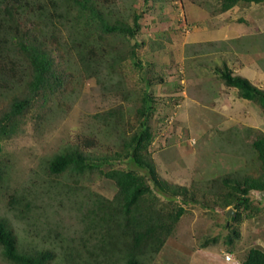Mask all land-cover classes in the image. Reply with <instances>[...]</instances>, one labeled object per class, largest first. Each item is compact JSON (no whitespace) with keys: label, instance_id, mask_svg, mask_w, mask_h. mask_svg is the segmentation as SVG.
I'll list each match as a JSON object with an SVG mask.
<instances>
[{"label":"rangeland","instance_id":"1","mask_svg":"<svg viewBox=\"0 0 264 264\" xmlns=\"http://www.w3.org/2000/svg\"><path fill=\"white\" fill-rule=\"evenodd\" d=\"M23 1L38 9L48 7L46 0ZM218 8L215 0H156L148 5L143 0H116L113 11L122 20L130 22L134 10H143L140 30L131 44L142 45L137 54L144 72L130 61L114 70L101 63L95 76L76 78L74 81L81 79L80 86L73 91L63 90L69 79V74L63 73V83L53 93L41 92L21 119L25 123L23 130L1 142L0 159L7 166V178L0 187V218L10 223L22 251L50 249L57 256L52 264H69L65 254L75 248L77 264H124L119 250L114 256L99 252V235L89 228L87 216L97 197L113 198V184L98 171L91 176H71L68 172L51 175L47 162L64 148L85 139L95 142L86 150L91 156L111 153L121 131L112 129L114 116L108 113L122 111V123H126L146 89L152 92L155 107L148 122L155 135L149 152L162 179L192 189L199 203L211 205L215 193L225 191L222 178L243 176L257 168L250 144L257 132L264 134V115L251 102L246 103L247 107L228 104L223 110L226 114H218L217 106L222 100L243 102L223 84L215 69H221L223 63L233 69L235 56L230 50L246 51L244 45L250 39H255V44L249 45L251 51L259 45L264 52V33H258L255 21L256 10L263 13L264 3L249 6L239 2L223 13ZM51 17L55 18V14ZM55 23L63 40L69 26L63 20ZM157 35L164 47L152 51L150 42ZM57 55L53 53L52 58ZM258 57L263 59L260 64L264 69V53ZM74 62L63 63L60 68L68 66L78 75ZM10 96V92L4 93L0 103L5 105ZM42 113L43 120L35 125ZM121 166L133 167L126 161ZM108 168L102 166L101 170ZM12 196L17 203H9ZM249 199L250 209L242 213L239 224L232 226L239 236L231 246L225 243L231 232L227 230L230 222L226 217L230 207L211 210L202 204H190L158 254L143 257V264H225L222 253L229 249L232 264H241L250 248L264 250V196L251 192ZM164 203L159 198L157 208ZM212 238L217 241L201 247L204 240ZM0 264H10L3 258L1 248Z\"/></svg>","mask_w":264,"mask_h":264},{"label":"trees","instance_id":"2","mask_svg":"<svg viewBox=\"0 0 264 264\" xmlns=\"http://www.w3.org/2000/svg\"><path fill=\"white\" fill-rule=\"evenodd\" d=\"M215 1L219 2L218 11L221 13L231 10L239 2L249 6L264 3V0ZM150 2L156 0H143L144 5ZM45 4L50 14L43 5L38 9L33 3L25 5L23 0H0V102L4 93H11L5 105L0 103L3 106L0 107V154L1 142L23 130V116L30 111L41 92L53 93L54 88L63 83V73L69 74L63 90L73 91L75 86H80L82 78L95 76L101 63L114 70L115 66L130 61L138 70L144 72L145 69L137 54L142 45L137 42L131 44L140 30L142 9L134 10L129 22L116 17L113 11L116 0H46ZM51 14H55V18ZM60 20L69 26L63 40L57 34L59 30L55 23ZM159 38L161 36L157 35V39L151 40L152 51L164 47ZM53 53L58 54L57 61L52 58ZM69 61H75L78 75L72 73L68 66L63 70L60 68ZM215 72L227 88L235 89L239 99L253 103L264 115V90L241 76L232 75V69L226 63ZM78 77L81 79L74 81ZM150 83L147 82L148 85ZM138 102L126 123H122V111L108 113L114 116L112 129L121 131L111 153L102 157L91 156L86 150L95 142L85 139L64 148L47 162V172L51 175L68 172L71 176H91L98 171L113 184V198L97 197L92 208L87 210V216L89 228L99 235V252L114 256V252L119 250L124 264H143V257L158 254L190 204H202L211 210L217 206L223 210L233 209L234 215L228 220L229 228L224 225L229 232L233 224L243 220L242 213L250 209L252 201L249 194L258 192L264 196L262 132H257L250 144L256 154L257 168L243 176L222 178L220 182L225 191L215 193V199L207 205L199 203L192 189L171 184L158 175L149 152L155 138L148 123L155 110L152 92L144 90ZM38 118L35 125L43 120L44 113ZM103 121L107 118L103 117ZM124 161L133 167L120 168ZM102 166L109 168L101 170ZM6 167L0 159V187L6 183ZM159 198L166 201L161 208L156 206ZM17 202L18 199L10 197V204ZM166 206L168 210H165ZM27 208L28 204H25L24 209ZM238 236V230L233 227L226 235L225 243L231 246ZM215 241V238L206 239L201 247ZM0 248L3 258L10 264H52L57 257L50 249L22 251L13 228L3 218H0ZM74 249L69 248L65 254L69 264H77L78 250ZM228 251L232 252L231 249ZM88 254L92 256L91 252ZM241 264H264V250L250 248Z\"/></svg>","mask_w":264,"mask_h":264},{"label":"crops","instance_id":"3","mask_svg":"<svg viewBox=\"0 0 264 264\" xmlns=\"http://www.w3.org/2000/svg\"><path fill=\"white\" fill-rule=\"evenodd\" d=\"M255 18H257L255 21H257L256 23L258 24V29H259L258 33L263 34L264 33V11H263V13H261L259 9H258V11L256 10ZM201 30H202V28H201ZM203 31L206 32L207 30L203 29ZM198 36H199V32H198ZM254 40L255 39H253V41H250V42L249 41L245 42L244 46H246V51H244L242 53L239 51L235 52L233 50H230V51H232V54L235 56V60H234V63L232 65L233 66L232 75L241 76V77L247 79L248 81H250V83L252 85L256 86L257 88L264 90V69L262 68V66L260 64V62L263 59L262 60L259 59L261 56L256 58V56L258 54H261V53L263 54L264 52L262 51L263 48L259 45L258 46L256 45V47H253L252 51H251V48L249 47V45H250V43H253V45H254L255 44ZM232 42L234 43L235 41H232ZM237 45H238V43H237ZM235 53H237L238 55ZM228 67H230V66H228ZM229 89L235 91V89H233V88H229ZM235 93H236V91H235ZM219 101L220 100H218V102ZM227 102L228 103H226L225 100H222V103L219 102V106H217L218 107L217 111L219 112L218 114H220V113L226 114L223 110H225L229 107L228 104L233 105V107L235 106L236 103L238 105H240L241 107H245V106L247 107V104H249L248 101H244V100H242V102L245 104L240 103L237 100H235L232 103L231 102L229 103V101H227ZM262 124H263V122H262ZM172 233H173V231H172ZM172 233H171V235H172ZM229 252H231V251H229ZM222 257H223V261L225 264H232V262H233L232 260L229 262H226L224 260V256H222Z\"/></svg>","mask_w":264,"mask_h":264},{"label":"built area","instance_id":"4","mask_svg":"<svg viewBox=\"0 0 264 264\" xmlns=\"http://www.w3.org/2000/svg\"><path fill=\"white\" fill-rule=\"evenodd\" d=\"M224 260H225L226 262L231 261V256H230V254L224 253Z\"/></svg>","mask_w":264,"mask_h":264},{"label":"water","instance_id":"5","mask_svg":"<svg viewBox=\"0 0 264 264\" xmlns=\"http://www.w3.org/2000/svg\"><path fill=\"white\" fill-rule=\"evenodd\" d=\"M231 215H234V211L233 209H228L227 213H226V217L229 218Z\"/></svg>","mask_w":264,"mask_h":264},{"label":"clouds","instance_id":"6","mask_svg":"<svg viewBox=\"0 0 264 264\" xmlns=\"http://www.w3.org/2000/svg\"><path fill=\"white\" fill-rule=\"evenodd\" d=\"M229 209H230V208H229ZM224 253H225V252L222 253V254H223L222 256H224ZM227 254H230V256H231V253L228 252Z\"/></svg>","mask_w":264,"mask_h":264},{"label":"bare ground","instance_id":"7","mask_svg":"<svg viewBox=\"0 0 264 264\" xmlns=\"http://www.w3.org/2000/svg\"><path fill=\"white\" fill-rule=\"evenodd\" d=\"M240 37V36H239ZM243 55V54H242ZM180 61V60H179ZM191 80V79H190ZM193 87H194V85H193Z\"/></svg>","mask_w":264,"mask_h":264}]
</instances>
